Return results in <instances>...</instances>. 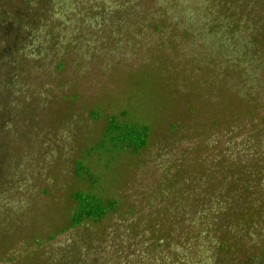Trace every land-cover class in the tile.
Wrapping results in <instances>:
<instances>
[{
  "label": "rangeland",
  "instance_id": "obj_1",
  "mask_svg": "<svg viewBox=\"0 0 264 264\" xmlns=\"http://www.w3.org/2000/svg\"><path fill=\"white\" fill-rule=\"evenodd\" d=\"M38 1L0 0V264H264V0Z\"/></svg>",
  "mask_w": 264,
  "mask_h": 264
},
{
  "label": "trees",
  "instance_id": "obj_2",
  "mask_svg": "<svg viewBox=\"0 0 264 264\" xmlns=\"http://www.w3.org/2000/svg\"><path fill=\"white\" fill-rule=\"evenodd\" d=\"M26 1L35 4L39 2L38 0ZM0 16L4 21H7L6 19L8 18L5 17L4 13ZM6 27H8V25ZM7 30L8 29L5 28V31ZM19 42V38L15 35L13 38H9L8 44L4 45V47L0 50V77L2 75L4 76L6 72H8V66H13L16 63L15 61L11 62L10 58L13 55L15 57H21L19 60L21 63L27 60L20 54V49L18 48ZM15 59L17 60V58ZM7 82H10V78H7ZM123 115H125V112H123ZM105 137H110L113 142L120 143L128 148H131L136 153L146 147L149 140V127H138L137 125L128 123H116V116H112ZM75 198L78 202V207L73 212L71 217V226H78L86 220L101 221L105 218L107 213L114 210L116 206V202L109 201L104 203L103 199L89 193H77L75 194ZM252 211L258 212L259 209L256 210L255 208H252ZM242 217L249 218V214L243 213Z\"/></svg>",
  "mask_w": 264,
  "mask_h": 264
}]
</instances>
